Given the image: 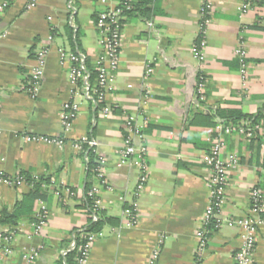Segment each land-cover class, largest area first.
Masks as SVG:
<instances>
[{"label": "crops", "instance_id": "crops-1", "mask_svg": "<svg viewBox=\"0 0 264 264\" xmlns=\"http://www.w3.org/2000/svg\"><path fill=\"white\" fill-rule=\"evenodd\" d=\"M8 1L0 20V173L13 178L26 173L48 178L51 184L46 200L35 203L16 227L0 225V264H26L24 255L31 249L39 251L35 264H66L75 235L90 223L84 206L88 182L89 194L98 191L105 218L119 219V225L107 223L87 264H151L155 253V264H235L241 231L226 221L247 214L252 187L264 190V118L248 129L261 142L251 143L239 132L225 137L227 152L239 157L240 166L231 175L221 226L207 227L210 173L201 157L210 150L217 126H208L204 117H214L217 110L250 116L264 110V0L247 13L238 11L245 0H151L147 17L126 16L119 69L106 95V104L113 108L109 117L84 95L83 87L75 92L71 62L61 54L73 53L70 27L78 38V54L98 66L103 49L95 17L120 0H37L31 9L32 0ZM208 3L214 11L200 61L194 48ZM239 48L246 52V79ZM43 49H48L44 75L39 92L32 95L31 72ZM199 75L206 81L203 104L196 95ZM70 101L81 110L65 134L62 113ZM128 116L137 117L149 148V181L139 197V166L122 156ZM27 136L62 138L65 145L28 143ZM85 136L99 143L94 151L105 160L104 186L99 172L88 180V157L74 147ZM31 191L27 182L14 187L0 183V213H12ZM134 202L138 215L133 223L124 211ZM43 205L47 225L29 238ZM199 231L208 234L202 251ZM4 247H10V254H4ZM254 264H264V222Z\"/></svg>", "mask_w": 264, "mask_h": 264}, {"label": "built area", "instance_id": "built-area-1", "mask_svg": "<svg viewBox=\"0 0 264 264\" xmlns=\"http://www.w3.org/2000/svg\"><path fill=\"white\" fill-rule=\"evenodd\" d=\"M37 0H32L28 5L31 9L35 7ZM109 0H99L100 3L106 4ZM136 0H120L116 7L105 10L100 14L97 29L100 34V45L103 49V54L99 60V77L98 87L99 89H92L88 82V74L85 69V59L81 55L68 54L62 52V60H69L71 62L70 80L75 89L78 88V82L83 81L84 87L83 92L86 97L93 98L96 105L104 104L102 109L103 116L109 117L113 114V108L106 104L107 92L111 89L112 83L116 78V73L119 69L120 53L122 48V35H123V13L126 10L133 9V4ZM258 0H245L244 3L238 8L241 13H247L252 6L257 3ZM9 7L8 0H0V20L6 9ZM214 11V6L208 3L203 11V16L199 25L198 42L194 48L196 57L203 61L204 49L206 47V35L208 27L211 25L210 14ZM150 27L153 24L148 23ZM1 37V35H0ZM52 38H50L51 40ZM48 49H43L36 57V65L31 72V81L28 86V91L32 95H37L40 90L41 82L44 75V68L46 63V57ZM237 54L240 56L243 62L242 66V77L247 78L245 59L246 52L243 48L237 50ZM151 69L148 68L147 73L150 74ZM197 99L200 102H205L206 99V81L205 78L201 77L197 84L196 89ZM80 104L75 101H70L64 105L62 113V124L64 133L68 134L73 129L74 122L80 113ZM125 134H124V148L122 150L123 161L136 162L140 169V179L136 187L135 195L139 197L145 190L149 181V165H148V154L149 148L146 145L145 136L140 126L137 117L128 116L125 119ZM235 132H239L245 139L249 140L254 137V133L251 130L245 129L244 127H235L233 125H224L220 123L216 127V133L212 138V146L210 150L205 152L201 157V163L209 170L208 187L210 191V203L205 213V225L216 227L221 226L220 215L222 208L226 203L227 188L230 185L231 175L234 171H237L240 166V159L234 153L227 152V146L225 137L232 135ZM26 142L28 143H46L53 144L58 147H63L65 141L62 138L57 137H44V136H27ZM84 146L88 149L95 150L99 146V143L88 136L83 137L80 141L75 142L74 147L84 153ZM99 170L98 177L101 183L106 185L104 177L103 165L105 160L101 157L99 159ZM25 180L18 176L16 178L4 175L0 173V183H4L8 186L14 187L24 183ZM89 196L94 199L92 221L96 222L99 220L97 212L101 210V200L98 199V191H92ZM250 209L247 214L239 220H227L229 227H239L241 231L240 239L241 246L235 254V264H254V257L256 252L257 237L261 225L264 222V190L260 186H254L249 192ZM125 216H128L133 223L136 221L138 215V204L134 202L130 209L124 211ZM48 221V210L43 205L40 207L36 214V222L33 224V232L29 236L39 235L42 230L46 227ZM82 232V231H81ZM80 232V233H81ZM101 234V233H100ZM100 234H81L80 237H86L87 242L78 248V253L81 255L78 264H87L91 249L97 241ZM205 231H199L197 237L199 239V251H202L206 246L208 237ZM8 242L9 239L7 238ZM77 248L76 237L71 250ZM10 247H4V254H10ZM39 257V251L31 249L24 255L26 264H35ZM158 259V253H155L152 257V263ZM194 264H200L199 261Z\"/></svg>", "mask_w": 264, "mask_h": 264}, {"label": "trees", "instance_id": "trees-1", "mask_svg": "<svg viewBox=\"0 0 264 264\" xmlns=\"http://www.w3.org/2000/svg\"><path fill=\"white\" fill-rule=\"evenodd\" d=\"M150 2L151 0H136V2L133 4V9L124 11L123 20H122L123 27H124L125 17L128 15H131L133 13H140L143 16L147 17L149 15L148 5ZM101 13H99L95 17L96 26L99 22ZM67 33L69 36V42H70L71 49L73 52L72 54L79 55L77 52V48L80 45L77 44L78 38L76 37L75 39L74 37V30L68 27ZM84 59H85V69L89 76L88 77L89 85L91 86L92 89H99L98 87L99 65L94 67L88 58H84ZM201 77L204 78L203 75H199L198 81ZM78 86L81 88L84 87V82L79 81ZM198 103L203 104L204 102H200L198 100ZM104 106H105L104 104H98L97 105L98 110L102 111ZM204 118L207 119L208 126H213V127L217 126L218 124L213 122V118H217L219 120H222L221 123H223L224 125H233L235 127L243 126L245 129H255V127L264 118V110L261 111L258 115H254V116L246 115L237 110H217L214 117L206 116ZM255 141L261 142L262 138L259 136H256L250 139L251 143ZM83 148L85 150L84 154H86L88 157L87 164H88V180H89L92 175L97 174L99 167H100L99 165L100 163H99V158H97V156L95 155V151L93 149H88L86 146H84ZM263 168H264V164H263ZM20 176L25 180V182L30 183L32 185V191L22 202L17 204V206L15 207V210L12 213H9L6 211L0 213V225H11V226L16 227L19 224L23 216L29 215L33 212L35 203L46 200L49 194V190L46 189V187L51 184L50 179L32 178L26 173H22L20 174ZM89 184L90 183L88 182L87 188H86V200L84 202V206L88 208L91 214L90 223L81 233H77L75 235L77 248L75 250H72L66 255L65 257L66 264H78L79 263V259L81 255L78 253V248H80L82 245H85V243L87 242L86 237H83V238L80 237L81 234H84V235L100 234L103 231L104 227L107 225V223H110L111 225H114V226L119 225V219H116V218L107 219L105 218L101 210L97 212L99 216V220L96 222L92 221L94 199H92L89 196V190H90Z\"/></svg>", "mask_w": 264, "mask_h": 264}]
</instances>
